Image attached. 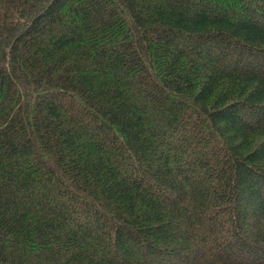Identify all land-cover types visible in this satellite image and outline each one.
Returning a JSON list of instances; mask_svg holds the SVG:
<instances>
[{"label":"trees","instance_id":"16d2710c","mask_svg":"<svg viewBox=\"0 0 264 264\" xmlns=\"http://www.w3.org/2000/svg\"><path fill=\"white\" fill-rule=\"evenodd\" d=\"M0 264H264V0H0Z\"/></svg>","mask_w":264,"mask_h":264}]
</instances>
